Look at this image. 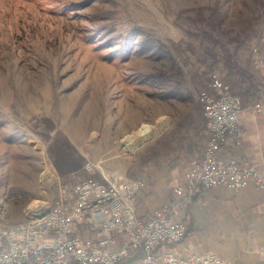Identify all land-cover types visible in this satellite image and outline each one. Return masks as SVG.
<instances>
[{
	"label": "rangeland",
	"instance_id": "rangeland-1",
	"mask_svg": "<svg viewBox=\"0 0 264 264\" xmlns=\"http://www.w3.org/2000/svg\"><path fill=\"white\" fill-rule=\"evenodd\" d=\"M200 7H216L222 23L196 24ZM205 31L236 51L239 68L231 73L208 54ZM149 36L171 57L142 48ZM254 46L264 58V0H0V204L9 219L36 200L54 204L60 185L89 178H142L147 187L145 167L188 154L201 137L199 95L214 73L234 77L245 107L260 98L264 67L252 63ZM171 58L184 94H167ZM246 89L258 94L249 100ZM143 127L155 136L127 151L122 142ZM57 136L85 157L83 168L59 173L49 152Z\"/></svg>",
	"mask_w": 264,
	"mask_h": 264
},
{
	"label": "built area",
	"instance_id": "built-area-1",
	"mask_svg": "<svg viewBox=\"0 0 264 264\" xmlns=\"http://www.w3.org/2000/svg\"><path fill=\"white\" fill-rule=\"evenodd\" d=\"M252 63L264 67L260 48H252ZM252 106L264 109V88ZM208 140L190 157L175 179L169 202L145 218L139 214L142 178H89L60 185L54 204L36 200L24 216L9 219L8 204H0V264H230L214 252L179 254L173 246L185 240L188 226L174 218L198 186L242 190L251 184L264 191V176L247 157L241 128L243 95L219 73L200 92ZM85 169L94 172L88 163ZM264 257V248L260 249Z\"/></svg>",
	"mask_w": 264,
	"mask_h": 264
},
{
	"label": "crops",
	"instance_id": "crops-1",
	"mask_svg": "<svg viewBox=\"0 0 264 264\" xmlns=\"http://www.w3.org/2000/svg\"><path fill=\"white\" fill-rule=\"evenodd\" d=\"M241 128L245 153L264 176V109L256 111L253 106H246ZM200 135L190 142L188 154L177 159L166 156L158 164L145 167L148 181L140 195L142 217H149L169 202L172 185L184 173L188 159L203 151L208 140L204 121ZM174 218L184 220L188 226L185 240L173 246L177 253L214 252L230 264H264L260 253L264 248V191L254 184L242 190L198 186L180 215ZM137 257L138 254L133 255L127 263L136 264Z\"/></svg>",
	"mask_w": 264,
	"mask_h": 264
},
{
	"label": "trees",
	"instance_id": "trees-1",
	"mask_svg": "<svg viewBox=\"0 0 264 264\" xmlns=\"http://www.w3.org/2000/svg\"><path fill=\"white\" fill-rule=\"evenodd\" d=\"M206 10L209 11V14L206 13ZM197 12H198L197 18L193 19V21L198 25L202 26L207 24L208 26L214 29L216 28L217 25L222 23L221 13L216 7H200L197 9ZM246 32L248 39H251L253 35H255V31L251 26L248 27ZM204 36L208 39V41L211 44V46L207 48V52L215 59V61L221 59V61L226 66L227 70L230 71L231 73L235 68H239L237 61H235L236 51L232 52L229 48H227L223 43H221L219 39H217L213 35V32L205 31ZM134 41L135 40L133 35L128 36L126 38V42H128L129 45H133L135 43ZM140 44L142 48H144L145 50H154L161 57L169 56V53L166 52L163 44H161L152 36L142 39L140 41ZM218 46H220L221 49L220 51H217ZM171 61H172V67L170 71L164 74V81L168 83L166 85L168 87L167 94L169 96L175 94H184L186 91L185 89H183L185 88L184 87L185 82L183 80L182 70L175 59L172 60L171 58ZM173 73L176 74L175 80L171 78ZM225 77L226 78L224 79L231 82L235 88L234 77L230 74L225 75ZM252 84L253 86H255L254 82ZM254 88H257V86ZM245 93L247 99L249 100H251V98L256 94H258L255 93L253 90L251 92V89H246ZM49 152L55 161L59 173L63 176L83 168L86 162L85 157L78 152V150L71 144V142L68 139L60 136H57L55 140L51 143Z\"/></svg>",
	"mask_w": 264,
	"mask_h": 264
},
{
	"label": "bare ground",
	"instance_id": "bare-ground-1",
	"mask_svg": "<svg viewBox=\"0 0 264 264\" xmlns=\"http://www.w3.org/2000/svg\"><path fill=\"white\" fill-rule=\"evenodd\" d=\"M142 129L143 130H141L137 134V136H134L133 138L122 142L127 151H133L138 144H141L143 141H146L147 139H150L155 136V132L152 129L150 130L149 127H143ZM37 203L38 201H35L33 205Z\"/></svg>",
	"mask_w": 264,
	"mask_h": 264
}]
</instances>
